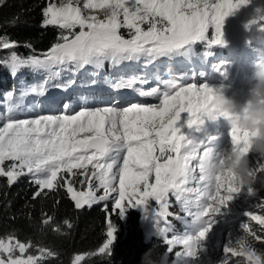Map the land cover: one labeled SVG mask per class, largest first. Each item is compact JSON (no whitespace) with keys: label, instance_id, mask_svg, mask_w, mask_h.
<instances>
[{"label":"snow or ice","instance_id":"obj_1","mask_svg":"<svg viewBox=\"0 0 264 264\" xmlns=\"http://www.w3.org/2000/svg\"><path fill=\"white\" fill-rule=\"evenodd\" d=\"M247 2L47 0L41 27L57 28L56 42L39 54H35L30 42H25L23 46L32 49L33 54L24 56L13 50L20 46L18 41L0 35V49L11 50L8 59L0 63L13 77L25 68L46 72L45 80L20 92L21 98L29 94L43 96L64 68L102 69L106 62L114 68L141 57L151 63L161 57L182 55L194 42L208 40L210 26H214L215 32L209 43L222 44L225 18ZM10 23L14 25L15 19ZM110 83L114 89H131L137 79L120 78ZM161 83L163 89H138L141 97L158 98V103L119 107V102L113 100L104 106L81 107L74 112L65 104V111L59 114L26 119L16 118L20 106L15 102V87L4 94L5 110L0 113V177L6 178L8 186L30 175L37 185L34 199L47 195L45 190L64 188L77 210L105 202L102 210L106 214V239L95 251L74 254L71 264H81L86 256L110 257L118 239V226L111 217L116 215L126 221L130 209H139L151 225L146 242L154 235L168 245L162 264H167V255L177 246L181 250L175 252L173 264H204L202 241L215 223V215L234 194L242 191L228 171L215 179L205 177L198 161L199 152L205 150L204 142L194 143L177 127L183 112L189 114V127L202 124L201 114L215 107V89L207 84L174 80ZM231 135L234 150L247 151L246 135L235 131ZM261 160H257L253 170L264 179ZM193 183L196 187L191 186ZM245 190L248 195L256 194ZM170 197L184 216L169 211ZM109 200L110 211L106 203ZM257 207L264 208V201ZM246 215L264 225V215ZM169 217L181 221L188 217L190 224L183 234H174ZM51 220L47 217L44 223ZM64 223L69 229L73 226L67 220ZM242 228L248 230V225ZM249 235L264 241L255 232L249 231ZM236 245L229 241L224 246L220 264H240L233 257H244L247 264H264V253H258L250 241L240 239ZM33 247L31 242H21L14 235L0 238V264H43L45 259L57 255L43 247L36 249L39 255L26 254Z\"/></svg>","mask_w":264,"mask_h":264},{"label":"rangeland","instance_id":"obj_2","mask_svg":"<svg viewBox=\"0 0 264 264\" xmlns=\"http://www.w3.org/2000/svg\"><path fill=\"white\" fill-rule=\"evenodd\" d=\"M214 32V26H210L208 40L194 42L186 53L171 58L161 57L147 63L146 58L141 57L140 60L125 61L124 66L120 65L121 67H117V70L113 72L104 69L105 66H109L107 62L102 69L85 66L77 73L81 79V84H83V77L86 74H93L91 75V83L87 85L89 89H87L86 96L81 95V99H71L70 101L57 99L49 102L43 100H35L32 103L25 102L23 106L19 107L16 118L26 119L38 115L59 114L65 111V104L70 105L71 111L74 112L81 107L104 106L113 100L119 102L117 105L119 107H125L131 103H158V98L141 97L138 89L148 91L157 86L163 89L164 86L161 83L163 80H174L182 84H207L213 88L226 85L228 86V95H235L237 98L243 99L244 91L254 82L252 80L253 64L261 58L260 54H264V0H248L247 3L241 4L225 18L222 25L224 43H209V40L214 39ZM10 51L0 49V62L8 59ZM234 58H237L236 62H234ZM190 59L191 63H189ZM140 61L145 65L149 64L148 73L139 64ZM0 65L6 67L3 63ZM157 76L160 77L159 80H157ZM120 78L125 80L136 78L137 83L131 89L112 88L110 81L114 82ZM141 80L147 82L140 83ZM85 84L86 82L83 85ZM0 103H2L0 109V113H2L5 110L4 101ZM188 119L189 114L187 112L181 113L177 127L194 143L204 142L203 147L214 145L217 151L231 150L234 147L230 138V124L225 118L220 117L213 121L203 117V124L191 127L187 124ZM210 137L215 139H209ZM249 156L252 166L256 167L257 160L261 158L255 153H250ZM260 162L264 163V160ZM260 185L261 187H258ZM191 186L196 187L195 183ZM254 187L258 190L254 196L248 195L246 190L234 194L233 199L222 206L221 211L215 215V223L212 224L206 238L202 241L203 253L205 254L202 257L204 264H220L224 256L223 248L229 241L234 245L240 239H247L252 243L255 238L249 235V231L253 232L252 227L256 224L260 226V230L264 234V225L252 221L246 215L247 212L264 214V208L257 207L264 201V184L257 183ZM170 200L172 207L169 211L183 216L184 213L175 203L174 198L170 197ZM153 206L155 207L154 203ZM135 210L140 215V224L146 235L150 232L151 225L149 221L143 219V214L139 209ZM169 220L174 225V234H183L188 228L180 231L178 227L183 221L175 220L173 217H169ZM244 224L248 225V230L242 228ZM169 235L171 236L172 233ZM153 238L160 237L154 235L149 237V239ZM160 239L163 241L162 238ZM236 246L238 247V245ZM180 250L181 248L177 246L172 253L167 255V264H173L176 259L175 252ZM232 260L246 261L244 257H233ZM188 264H192V262L188 261Z\"/></svg>","mask_w":264,"mask_h":264},{"label":"trees","instance_id":"obj_3","mask_svg":"<svg viewBox=\"0 0 264 264\" xmlns=\"http://www.w3.org/2000/svg\"><path fill=\"white\" fill-rule=\"evenodd\" d=\"M46 3L47 0H4V3L0 4V35H7L19 42L20 46L15 48L18 54H33L32 49L23 46L25 42L32 44L35 54L46 51L56 42L59 35L57 28L41 27L42 9ZM14 19L16 23L13 25L10 22ZM124 34L126 35V32ZM236 61L237 58H234V62ZM139 64L148 73L149 64L145 65L142 61ZM121 65L124 66V62ZM117 67L121 66H105L104 69L113 72ZM88 75L83 77L82 83L86 82L83 85L77 71L64 68L60 76L50 82L43 96L29 94L21 98L22 89L41 83L47 78V73L25 68L13 77L7 67L0 65V102L4 101V94L14 87L15 102L19 106L35 100L49 102L57 99H81V95L86 96L89 89L87 85L91 83L93 74ZM70 81L74 83H69ZM57 84L65 87H55ZM76 186L80 187L78 183ZM36 191L37 185L32 182L30 175L22 176L11 186H8L6 178L0 177V238L14 235L21 242H31L34 247L26 254L39 255L36 249L40 247L57 253L55 257L45 259L43 264H71L74 254L95 251L106 239V214L102 210L105 202L95 204L91 209L86 207L77 210L64 188L45 190L47 195L34 199L33 194ZM106 203L110 211L112 201ZM139 216L135 209L129 210L126 221H121L118 216L113 215L111 219L118 226V239L114 242L111 256H86L81 264H142V257L149 250L154 259L158 260L164 256L167 245L160 238L148 239L146 242ZM47 217H52V220L45 224ZM65 220L73 225L71 229L65 225ZM189 220L190 218L186 217L178 230L184 231L190 224ZM260 229L257 224L252 227L256 235L263 237V231ZM252 245L258 253H264V241L254 240Z\"/></svg>","mask_w":264,"mask_h":264},{"label":"clouds","instance_id":"obj_4","mask_svg":"<svg viewBox=\"0 0 264 264\" xmlns=\"http://www.w3.org/2000/svg\"><path fill=\"white\" fill-rule=\"evenodd\" d=\"M260 56L261 58L253 64L254 82L244 91L243 99L228 95V86H217L214 88L217 97L214 109L201 114L202 124L203 117L213 121L220 117L225 118L230 124L232 144V132L244 134L248 143L247 151H236L234 148L217 151L215 146L211 145L204 147L205 150L198 154L199 167L205 177L215 179L228 171L233 175L235 184L242 191L249 189L251 194L258 191L254 185L264 184V179L253 170L249 156L250 153H255L264 160V54ZM150 252L151 250L142 257V264H162L164 256L157 260L152 258Z\"/></svg>","mask_w":264,"mask_h":264},{"label":"bare ground","instance_id":"obj_5","mask_svg":"<svg viewBox=\"0 0 264 264\" xmlns=\"http://www.w3.org/2000/svg\"><path fill=\"white\" fill-rule=\"evenodd\" d=\"M62 76V75H61Z\"/></svg>","mask_w":264,"mask_h":264}]
</instances>
